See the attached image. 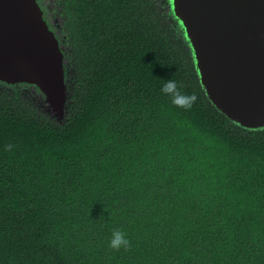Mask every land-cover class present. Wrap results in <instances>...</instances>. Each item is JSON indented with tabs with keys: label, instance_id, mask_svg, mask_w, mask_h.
<instances>
[{
	"label": "trees",
	"instance_id": "trees-1",
	"mask_svg": "<svg viewBox=\"0 0 264 264\" xmlns=\"http://www.w3.org/2000/svg\"><path fill=\"white\" fill-rule=\"evenodd\" d=\"M58 3L63 119L18 95L42 99L33 85L0 89V264H264V128L209 103L148 0ZM114 228L129 251L109 248Z\"/></svg>",
	"mask_w": 264,
	"mask_h": 264
},
{
	"label": "water",
	"instance_id": "water-1",
	"mask_svg": "<svg viewBox=\"0 0 264 264\" xmlns=\"http://www.w3.org/2000/svg\"><path fill=\"white\" fill-rule=\"evenodd\" d=\"M209 103L244 129L264 128V0H167ZM36 0H0V81L27 83L61 121L63 52Z\"/></svg>",
	"mask_w": 264,
	"mask_h": 264
},
{
	"label": "rangeland",
	"instance_id": "rangeland-1",
	"mask_svg": "<svg viewBox=\"0 0 264 264\" xmlns=\"http://www.w3.org/2000/svg\"><path fill=\"white\" fill-rule=\"evenodd\" d=\"M148 1L150 2L149 5H150L151 15H153L152 19H154L155 21L159 22V24L164 25L166 27L169 24L170 28L174 29L173 32L171 30L170 31L173 33L172 36L174 37V39L178 43H180L181 45L180 49L185 53L186 51H188L189 53L190 52L189 47L183 46L181 43L183 40L182 36L184 35L180 27L177 25L175 19L171 15L167 0H148ZM40 3L43 6L42 11H43L44 17L48 20L49 24L54 26V30H53L54 34L56 35L57 39L59 38V41L60 39L62 40V36H61L62 34H60L57 29L59 28V23H60V16L58 15V12L60 11V5L58 3V0H40L39 5H41ZM174 25L177 27V29H175ZM60 47L62 51L66 50V53L71 54L68 46L64 44L63 41L62 42L60 41ZM15 83H18V82H15ZM6 85H11V83H5V82L0 83V89H3L5 91H12V88ZM18 95L22 98L29 99L35 105V107H37L38 109H43V111L47 115H49L50 117H53L46 108V104L43 100V96L41 99V97L33 91L32 87L30 86L19 87Z\"/></svg>",
	"mask_w": 264,
	"mask_h": 264
},
{
	"label": "clouds",
	"instance_id": "clouds-1",
	"mask_svg": "<svg viewBox=\"0 0 264 264\" xmlns=\"http://www.w3.org/2000/svg\"><path fill=\"white\" fill-rule=\"evenodd\" d=\"M182 84H178L175 80H167L163 82L161 92L171 98V103L177 108H181L185 111L190 110L197 102V95L195 93L187 94L181 89ZM15 147L13 144H7L4 146L5 151H12ZM108 246L113 251H129L132 247V241L129 239L127 233L120 228H114L111 232Z\"/></svg>",
	"mask_w": 264,
	"mask_h": 264
},
{
	"label": "flooded vegetation",
	"instance_id": "flooded-vegetation-1",
	"mask_svg": "<svg viewBox=\"0 0 264 264\" xmlns=\"http://www.w3.org/2000/svg\"><path fill=\"white\" fill-rule=\"evenodd\" d=\"M39 2H40V0H39ZM41 4V3H40ZM42 5V4H41ZM42 11V10H41ZM43 13V12H42ZM44 16V15H43ZM45 20V19H44ZM48 24V23H47ZM58 29V28H57ZM59 40V39H58Z\"/></svg>",
	"mask_w": 264,
	"mask_h": 264
}]
</instances>
